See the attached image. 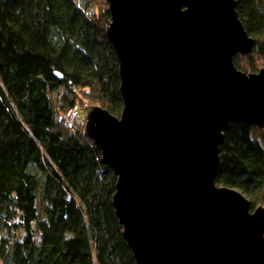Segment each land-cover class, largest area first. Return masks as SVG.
Here are the masks:
<instances>
[{"label":"water","instance_id":"1","mask_svg":"<svg viewBox=\"0 0 264 264\" xmlns=\"http://www.w3.org/2000/svg\"><path fill=\"white\" fill-rule=\"evenodd\" d=\"M123 110L87 105L84 134L117 176L135 264H264V205L216 183L232 123L264 128V67L237 0H107Z\"/></svg>","mask_w":264,"mask_h":264},{"label":"trees","instance_id":"2","mask_svg":"<svg viewBox=\"0 0 264 264\" xmlns=\"http://www.w3.org/2000/svg\"><path fill=\"white\" fill-rule=\"evenodd\" d=\"M107 0H0V264H135L112 200L117 176L69 116L119 115V60ZM255 39L235 57L264 67V0H237ZM75 124V125H74ZM216 183L264 205V128L232 123Z\"/></svg>","mask_w":264,"mask_h":264},{"label":"rangeland","instance_id":"3","mask_svg":"<svg viewBox=\"0 0 264 264\" xmlns=\"http://www.w3.org/2000/svg\"><path fill=\"white\" fill-rule=\"evenodd\" d=\"M87 105H91V104H87ZM87 105L85 104L83 107L80 106V105H76V107H74L71 112L69 113V116L72 117L73 119L77 120L80 122V120H83L84 123H86V117H85V114H86V107ZM75 125V124H74ZM85 126V125H84ZM222 185V184H220ZM237 189V188H236ZM239 190V189H238ZM241 191V190H239ZM242 192V191H241ZM245 195V194H244ZM247 197V196H246ZM248 198V197H247ZM254 209V208H253Z\"/></svg>","mask_w":264,"mask_h":264}]
</instances>
